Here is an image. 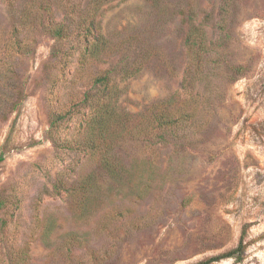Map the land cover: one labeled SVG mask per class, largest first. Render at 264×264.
<instances>
[{
	"label": "rangeland",
	"instance_id": "1",
	"mask_svg": "<svg viewBox=\"0 0 264 264\" xmlns=\"http://www.w3.org/2000/svg\"><path fill=\"white\" fill-rule=\"evenodd\" d=\"M97 1L0 0V264H199L240 242L212 264H264V0H234L227 23L222 0ZM46 10L72 29L94 21L98 67L82 69L85 42L42 28ZM193 22L213 50L201 100L164 138L138 135L153 105L183 104ZM112 69L103 156L81 100L88 75ZM68 110L54 141L52 114Z\"/></svg>",
	"mask_w": 264,
	"mask_h": 264
},
{
	"label": "trees",
	"instance_id": "2",
	"mask_svg": "<svg viewBox=\"0 0 264 264\" xmlns=\"http://www.w3.org/2000/svg\"><path fill=\"white\" fill-rule=\"evenodd\" d=\"M103 0L97 1V6H101ZM224 5V10H221V21L227 23V17L230 15L229 8L233 7L232 4L234 0H222ZM26 20L30 17V12H25ZM45 17H48V24L43 23L42 28L46 30L58 43V45L63 46L64 44H70L77 42L82 45L83 54L81 59L82 69L87 67L99 66V38H96L93 43H87L89 35L94 32V21L91 28L82 29V25L78 23V28L72 29L70 25L64 21L58 22L52 17V12L49 10L45 11ZM86 32V33H85ZM230 37L229 33H226L224 39ZM18 50L12 49L9 54V59L16 54L24 53L26 50H29V45H22L18 43ZM186 48L190 57V64L188 70L186 71L185 77L182 82V89L184 93L183 104L177 109L176 102L179 96H175L171 101L161 102L156 105H153L151 109L147 110L146 114H143L141 124L143 127L139 128L138 135L151 134L152 132L159 131L160 136L164 138V134L173 127L181 125L184 123L190 115L185 111L190 103H198L201 100L199 93L194 95V91L197 88L198 80L200 79V71L202 68H205V64L209 56L212 54L213 50L210 45H208L207 39V30L203 23L196 24L195 22L190 23L188 37L186 40ZM218 50H216L217 52ZM67 53L63 51L62 48L54 52V57L56 59H65ZM228 69L235 75H241L245 72V67L241 65H227ZM12 68V67H11ZM112 70H99L95 75H88V88L83 93V98L81 103L84 106H89V108L94 110V113L91 114V117L86 121V129L84 130L86 142L89 147L98 154H101L104 148L105 154L107 155L110 151V138L108 133L101 126L102 117L104 116L103 107L105 100L111 94V83H112ZM16 105V104H15ZM15 105L13 108H15ZM71 110L66 111L65 113H53L52 122L49 130V135L53 138L54 141H57L55 134L59 131V125L63 118L70 116ZM4 156H0V162L4 161ZM6 205V202L2 196H0V210H2ZM244 249L243 242H240L238 247L225 253L219 257L211 258L205 262L199 264H212L213 262L220 261L226 258H234L238 254L242 253Z\"/></svg>",
	"mask_w": 264,
	"mask_h": 264
}]
</instances>
